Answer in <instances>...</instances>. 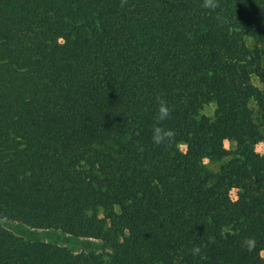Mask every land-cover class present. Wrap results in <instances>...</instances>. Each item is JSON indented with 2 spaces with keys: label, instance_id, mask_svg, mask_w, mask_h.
Listing matches in <instances>:
<instances>
[{
  "label": "trees",
  "instance_id": "trees-1",
  "mask_svg": "<svg viewBox=\"0 0 264 264\" xmlns=\"http://www.w3.org/2000/svg\"><path fill=\"white\" fill-rule=\"evenodd\" d=\"M203 3L0 0V264H264V0Z\"/></svg>",
  "mask_w": 264,
  "mask_h": 264
},
{
  "label": "rangeland",
  "instance_id": "rangeland-1",
  "mask_svg": "<svg viewBox=\"0 0 264 264\" xmlns=\"http://www.w3.org/2000/svg\"><path fill=\"white\" fill-rule=\"evenodd\" d=\"M212 111H213V107L211 105H208L207 107L204 108V113H206L207 115H211ZM178 146L181 150L186 149L184 143H180ZM224 146L226 148H231L232 143L229 141H224ZM255 150L257 153L263 154L264 143L262 141L258 142L255 145ZM203 162L204 165L211 170H216L219 166V162H213L208 159H205ZM231 197L232 198L236 197L235 190H231ZM13 231L28 240H42L55 245L70 248L73 251H81V250L99 251L103 247L102 242L95 238H77L65 234L61 231L35 230V229H28L22 226L13 228Z\"/></svg>",
  "mask_w": 264,
  "mask_h": 264
},
{
  "label": "clouds",
  "instance_id": "clouds-1",
  "mask_svg": "<svg viewBox=\"0 0 264 264\" xmlns=\"http://www.w3.org/2000/svg\"><path fill=\"white\" fill-rule=\"evenodd\" d=\"M216 6V0H204L203 7L214 9ZM158 112V120H164L169 115V110L163 103L160 104ZM152 133V140L155 144H160L165 139V137H171L173 135L172 132L164 131L160 127H154L152 129ZM245 243L249 250H252L256 246V241L254 239H248L245 241ZM193 251L195 253H199L200 249L197 247L194 248Z\"/></svg>",
  "mask_w": 264,
  "mask_h": 264
}]
</instances>
